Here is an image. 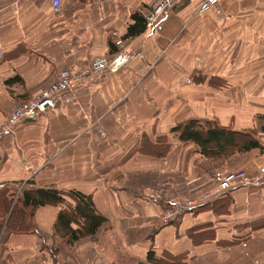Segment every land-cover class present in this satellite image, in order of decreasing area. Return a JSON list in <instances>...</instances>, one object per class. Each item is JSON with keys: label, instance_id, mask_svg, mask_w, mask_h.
I'll return each instance as SVG.
<instances>
[{"label": "crops", "instance_id": "0c3cea01", "mask_svg": "<svg viewBox=\"0 0 264 264\" xmlns=\"http://www.w3.org/2000/svg\"><path fill=\"white\" fill-rule=\"evenodd\" d=\"M152 1L62 0L54 12L51 0H0V125L61 69L113 54L117 39L141 54L0 139V182L80 192L106 220L71 247L53 231L60 207L41 206L39 234L0 242V264H264V186L158 220L176 197L213 186L195 144L171 131L179 122L253 131L263 147L222 166L264 173V0H218L224 18L180 0L156 28L126 37Z\"/></svg>", "mask_w": 264, "mask_h": 264}, {"label": "trees", "instance_id": "16d2710c", "mask_svg": "<svg viewBox=\"0 0 264 264\" xmlns=\"http://www.w3.org/2000/svg\"><path fill=\"white\" fill-rule=\"evenodd\" d=\"M131 18L133 22L127 27L126 37H133L145 29V21L141 15L134 13ZM171 131L177 133L182 142L195 144L201 156L207 160L205 165H208L209 162H218L220 158H228L236 152L242 154L263 147L261 141L254 136L253 131L224 128L214 121L200 122L189 119L177 123ZM29 183L31 184V182ZM13 195L10 187L6 186L0 189L1 244L11 234H39L35 222V212L39 207L45 205L60 207L53 231L60 235L63 243L71 247L81 239L93 238L106 222L105 218L95 210L90 196L77 191L58 190L50 186H28L16 196L14 201H12ZM210 203L201 207L210 205ZM148 257L150 260H155L151 253ZM170 259L171 263L168 261ZM158 262L161 264H185L182 256L169 257L167 261L160 260Z\"/></svg>", "mask_w": 264, "mask_h": 264}, {"label": "built area", "instance_id": "2783aa9c", "mask_svg": "<svg viewBox=\"0 0 264 264\" xmlns=\"http://www.w3.org/2000/svg\"><path fill=\"white\" fill-rule=\"evenodd\" d=\"M180 0H153L148 11L144 13L146 29L157 27L159 20L167 16L172 7ZM195 6L194 13H202L210 9H215L220 18L227 14L218 5V0H186ZM62 0H51V8L54 12L59 11ZM117 50L107 56L93 58L86 67L78 69H61L58 71L51 84L34 97L18 102L7 115L5 121L0 125V139L13 131L17 123L34 119L39 114H48L60 103H70L75 99V91L85 85L90 77L95 74L104 75L115 72L126 66L132 59L141 57L139 51L127 50L122 39L116 41ZM3 52L0 50V58ZM213 186L195 188L192 196L188 198H175L167 208L159 213L161 224L177 221L187 211L194 210L202 205L210 203L218 198L227 195L237 187H246L259 192L264 186V173L261 176H253L244 168L231 170H215L211 176ZM23 185V184H21ZM5 183L0 182V189L6 187ZM15 188L16 195L22 186L11 184ZM17 192V193H16ZM253 264H258L257 262Z\"/></svg>", "mask_w": 264, "mask_h": 264}, {"label": "rangeland", "instance_id": "374dc122", "mask_svg": "<svg viewBox=\"0 0 264 264\" xmlns=\"http://www.w3.org/2000/svg\"><path fill=\"white\" fill-rule=\"evenodd\" d=\"M103 56V55H102ZM98 56H96V57H94V58H97ZM239 131H247V130H239ZM231 156V155H230ZM220 161H218V162H222V163H218V162H215V163H212V162H209V164L208 165H206V167L207 168H209L210 170H212V171H214V170H224L225 169V167H223V166H227L228 165V162H226L227 160H226V158L225 159H223V158H220L219 159ZM225 160V161H224ZM224 161V162H223ZM222 164H223V166H222ZM211 171V172H212ZM16 186H22V188H21V190L16 194V195H13L12 196V201H14L15 200V198H16V196L17 195H19L20 194V192L25 188L24 187V185H21V184H16ZM194 189L195 188H193L192 189V191H191V194L189 195V196H186V197H181V198H188V197H190V196H192V194H193V192H194ZM14 190H15V188H11V191H12V193L14 192ZM176 198H178V197H176ZM180 198V197H179ZM169 205V204H168ZM167 205V206H168ZM12 206V205H11ZM167 206H166V208H167ZM8 216V215H7ZM158 220H159V222H161V218H159L158 217ZM243 246H245V244L243 243ZM246 255H248V252H246ZM255 262H257L258 264H262L261 263V261L258 259V258H255V257H251V260H250V262L248 263V264H253V263H255Z\"/></svg>", "mask_w": 264, "mask_h": 264}]
</instances>
